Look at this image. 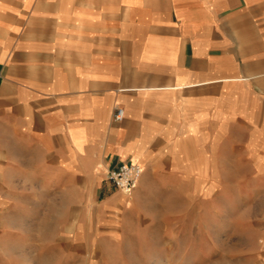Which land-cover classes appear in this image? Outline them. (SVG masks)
Listing matches in <instances>:
<instances>
[{"label":"crops","instance_id":"1","mask_svg":"<svg viewBox=\"0 0 264 264\" xmlns=\"http://www.w3.org/2000/svg\"><path fill=\"white\" fill-rule=\"evenodd\" d=\"M230 148L257 174L234 192ZM182 201L205 264H264V0H0V257L24 225L83 253L145 217L175 247Z\"/></svg>","mask_w":264,"mask_h":264},{"label":"rangeland","instance_id":"2","mask_svg":"<svg viewBox=\"0 0 264 264\" xmlns=\"http://www.w3.org/2000/svg\"><path fill=\"white\" fill-rule=\"evenodd\" d=\"M242 151L243 148H230V192L237 191L238 181L247 182L257 175L248 167L247 162L243 163L239 159ZM181 203L183 205L180 210L187 215L180 216L179 233L175 234V238L174 235L170 237L172 242L170 244L175 247L161 246L162 243L159 242L161 235L157 232L159 228L161 229V223L157 222L160 219L158 217L142 218L140 224L137 222L138 224L129 227V230L136 233L128 232L116 243L106 239L102 242L105 247L87 248L83 253L72 249L44 248L47 242L30 241L29 226L24 225L22 227L24 232L15 236V245L6 248L5 256L0 257V264H205L204 235L198 233V247L193 248L192 245L195 243L191 242L189 233V204L183 201ZM250 216L253 218L252 223L256 224L262 217V209L256 208ZM166 220L168 222L170 218ZM246 226L252 225L247 223Z\"/></svg>","mask_w":264,"mask_h":264},{"label":"built area","instance_id":"3","mask_svg":"<svg viewBox=\"0 0 264 264\" xmlns=\"http://www.w3.org/2000/svg\"><path fill=\"white\" fill-rule=\"evenodd\" d=\"M124 114V109L118 108L114 119L120 121L124 118ZM143 171V166L138 163L123 162L108 171L107 179L112 182L115 187L130 194L138 185Z\"/></svg>","mask_w":264,"mask_h":264}]
</instances>
